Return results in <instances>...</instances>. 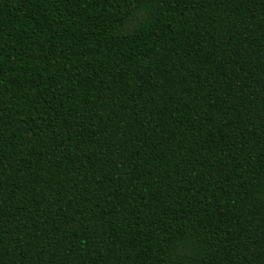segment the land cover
Masks as SVG:
<instances>
[{
	"label": "trees",
	"instance_id": "16d2710c",
	"mask_svg": "<svg viewBox=\"0 0 264 264\" xmlns=\"http://www.w3.org/2000/svg\"><path fill=\"white\" fill-rule=\"evenodd\" d=\"M0 264H264V0H0Z\"/></svg>",
	"mask_w": 264,
	"mask_h": 264
}]
</instances>
